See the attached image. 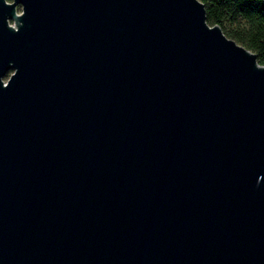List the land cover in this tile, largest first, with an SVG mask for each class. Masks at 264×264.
Wrapping results in <instances>:
<instances>
[{"label":"water","instance_id":"95a60500","mask_svg":"<svg viewBox=\"0 0 264 264\" xmlns=\"http://www.w3.org/2000/svg\"><path fill=\"white\" fill-rule=\"evenodd\" d=\"M0 264H264V66L201 0H0Z\"/></svg>","mask_w":264,"mask_h":264},{"label":"trees","instance_id":"16d2710c","mask_svg":"<svg viewBox=\"0 0 264 264\" xmlns=\"http://www.w3.org/2000/svg\"><path fill=\"white\" fill-rule=\"evenodd\" d=\"M205 19L218 24L225 35L256 54L264 66V5L262 0H201ZM19 9V6H17Z\"/></svg>","mask_w":264,"mask_h":264},{"label":"rangeland","instance_id":"374dc122","mask_svg":"<svg viewBox=\"0 0 264 264\" xmlns=\"http://www.w3.org/2000/svg\"><path fill=\"white\" fill-rule=\"evenodd\" d=\"M17 10H18V8H17Z\"/></svg>","mask_w":264,"mask_h":264}]
</instances>
